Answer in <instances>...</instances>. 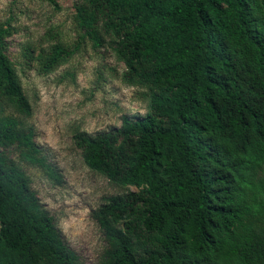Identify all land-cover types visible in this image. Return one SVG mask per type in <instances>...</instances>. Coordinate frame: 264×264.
<instances>
[{
    "label": "trees",
    "instance_id": "trees-1",
    "mask_svg": "<svg viewBox=\"0 0 264 264\" xmlns=\"http://www.w3.org/2000/svg\"><path fill=\"white\" fill-rule=\"evenodd\" d=\"M74 1L79 40L26 48L27 60L46 76L85 43L111 47L149 103L119 128L75 136L89 169L139 189L93 213L100 264H264V0ZM16 33L0 21V264H82L6 152L61 182L34 128L8 113H33L8 55Z\"/></svg>",
    "mask_w": 264,
    "mask_h": 264
},
{
    "label": "rangeland",
    "instance_id": "rangeland-1",
    "mask_svg": "<svg viewBox=\"0 0 264 264\" xmlns=\"http://www.w3.org/2000/svg\"><path fill=\"white\" fill-rule=\"evenodd\" d=\"M75 1L0 0V21H10L17 33L8 39V55L20 75L33 113L18 116L25 127L35 130V142L62 180H51L46 172L6 150L29 176L42 206L53 216L62 239L80 257L82 264H100L107 248L104 234L93 213L112 196L138 192L121 188L89 169L77 133L90 135L119 128L123 117H143L149 110L144 91L122 82L124 65L111 47L93 49L89 43L54 73L40 75L25 49L36 56L59 41L74 44L79 33L74 22ZM113 69V70H112Z\"/></svg>",
    "mask_w": 264,
    "mask_h": 264
}]
</instances>
